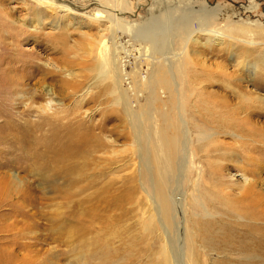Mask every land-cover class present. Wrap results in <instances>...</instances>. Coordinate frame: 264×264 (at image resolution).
Masks as SVG:
<instances>
[{
    "label": "rangeland",
    "instance_id": "374dc122",
    "mask_svg": "<svg viewBox=\"0 0 264 264\" xmlns=\"http://www.w3.org/2000/svg\"><path fill=\"white\" fill-rule=\"evenodd\" d=\"M58 4L69 5L72 10L64 11ZM49 6L55 9L50 10ZM112 7L126 10L118 15L122 21L117 25L107 18L108 13L113 15ZM99 8L101 20H90L88 16ZM155 15L161 19L164 15L171 17L174 30L182 27L184 21L193 30L201 22L202 27L190 36H199L201 41L211 37L213 42L203 47L187 39L186 46L183 41L188 32L181 35L172 27L168 36L150 31L156 40L151 41L149 32L150 40H145L136 29L148 25ZM159 23L166 24L164 20ZM162 42L170 47L167 52L177 54V67H187L181 82L185 84L182 89L186 110L196 117L189 120L190 125L197 121L198 113L201 121L209 120H203L208 109L227 122L236 118L237 123L244 122L243 125L264 133V0H0V47L29 60L30 65L21 71V79L34 69L51 68L49 62L63 69L59 73L62 77L74 74L77 90H67L66 96L56 92L62 104L56 109L60 116L57 119L81 120L93 133H100L105 142L102 150L84 159L55 163L40 150L30 160L29 151L19 152L17 143L5 150L6 140L0 139V264L166 263V234L176 240L179 232L168 231L157 215L153 217L155 204L150 183L143 179L147 173L141 175L140 150L131 128L132 119L143 113L140 109L146 107V98L132 83L126 85L128 76L137 82L138 76L148 75L151 61L147 59H160L155 43L160 46ZM104 56L109 61L117 60L125 93L131 99L130 115L115 100L111 80L98 79L97 61ZM38 76L26 82L30 93L36 89L32 85ZM44 83L53 82L46 79ZM86 90L90 91L87 96L83 94ZM17 94L13 102H4L12 116L21 119L20 111L28 102L26 98L19 100L21 93ZM81 95L85 100L76 104ZM216 104L232 109L219 110ZM150 113L155 116L153 110ZM30 120L36 121V115L31 114ZM247 128L239 125L233 131L238 135L235 139L219 136L233 146L231 151L210 150V159L201 155L195 159V165L200 160L206 171L199 181L198 194L190 193V181L196 176L193 167L184 172L180 192L186 199L174 224L187 225L186 230L196 236L199 232L194 244L197 264H264V243L251 250L258 244L256 240L251 246L259 223L249 209L244 207L238 215L225 212L205 193L211 191L224 202L239 196L244 164L254 152L264 151L261 136H252L245 132ZM206 164L223 168L222 179L216 181ZM255 164V175L264 181V156ZM197 201L205 204L212 218L198 207ZM177 247V252L181 251V246Z\"/></svg>",
    "mask_w": 264,
    "mask_h": 264
},
{
    "label": "bare ground",
    "instance_id": "6f19581e",
    "mask_svg": "<svg viewBox=\"0 0 264 264\" xmlns=\"http://www.w3.org/2000/svg\"><path fill=\"white\" fill-rule=\"evenodd\" d=\"M124 3V7H127L128 3ZM58 6L61 9H64V11L72 10V7L66 4H58ZM99 7L106 8L101 4H99ZM49 9L54 10L55 8L49 6ZM101 9L95 13L96 15H89L88 17L91 16V19H89L94 21L95 19L101 20L99 19L101 18L102 14L100 12ZM123 11L126 10L122 9L121 12L119 9L116 10L115 7H112L113 15L108 13V20L111 23L117 25L122 21L121 17L118 15L123 13ZM104 12L106 13V11ZM156 17L157 16L155 15L154 18L148 22V25L136 29L137 34L141 35L143 39L150 40V31L156 34L160 32L162 33L163 37V34H165V36L167 34L168 36L169 32L171 31V27L173 25L170 24L171 17L168 15H164L162 19L160 17ZM160 20H164L166 24L159 23ZM184 22L182 27L177 26L175 30L174 26L172 28L175 32L179 31V34L183 32L185 35L188 32V38L184 39L183 37L179 36V38L181 37L180 40L183 41L184 39L183 42L184 44L186 43V46L188 41L192 44H198L203 47L206 44H212L213 38L211 37H206L203 41H201L199 36H190L192 33L202 27L201 22H198L199 24L194 30L189 26L190 24L186 23V21ZM157 24L158 26H156ZM148 26L153 27L149 29ZM152 40H156L155 37L152 36L151 41ZM155 47L158 51V54L160 55V59H151L147 57V61H151V70H149L148 75L144 76V78L138 76L137 82L130 79L128 76L129 82L126 85L131 86L132 83L135 86L134 89L138 88L142 94H145L146 98V107L144 109H140L141 112L143 111L142 114L132 119L133 121L131 128L138 141V148L140 150L139 159L140 164L143 165V168L141 169V175L147 173V177H143V179L144 181L147 180L150 183L149 189L155 204L153 209V217L156 218L157 215L156 219H158L161 225L166 226V228L168 227V231H176L177 233L179 232L178 238H176V240H173L170 234H166L168 237L167 240H165V245L163 246V256L166 254L167 257L165 264H174L175 262L177 264H197V258L194 256V244L196 237L197 239L200 237L199 232L196 236L194 232L186 230L187 225L183 226L180 224V226H177L176 223L174 224L175 215L180 214L179 210L181 205H184L183 202L186 199H184L185 196H181L182 192H180L182 181L185 178L184 172L187 169L189 170L193 167L196 176L192 178L193 181L188 180V182H191H189L190 186L192 185V192L190 193L198 194L199 190L197 187L199 186V181L201 180L203 173L206 174V171H204L205 169H203L204 167L201 165H204V163L200 164V160L198 162L199 164L197 166L195 165V159L199 158V155L203 156L204 158H209L210 153L207 151L210 152V150L211 152L218 150H222L223 152L224 150L231 151V148H233V146L220 140V135L224 134L235 139L238 137V135L233 131H237L236 129H239V125H241L246 128L248 127L245 132L249 131V134L252 136H261L260 140L264 144V133H262L261 130L259 131L254 128H250L248 124L243 125L244 122L237 123L236 118L228 117L230 118L228 119L230 122H227V120L222 119L221 116L216 115V112H208V109L205 110V113H209L210 115L208 114V116H206V118L203 120H206L207 118L209 120L201 121V115L198 113L197 121L190 125L189 120H196V117L194 116L195 113L191 115L186 110L185 102L187 99L185 100L183 97L182 89V86L185 84L181 82L182 77L185 75L183 69L187 67L182 69L177 67L175 64V57L177 54L171 51L167 52L170 47L166 46V43L163 44L162 42L160 46L156 45L155 43ZM0 49V139L5 138L6 140L3 149L7 150L14 143H17L20 144L19 152L29 151V159L30 157H34L40 150L42 154H45V157L48 155L51 161L53 160V162L58 163L63 161V159H84L91 153L98 152L104 148L105 142H103L100 133H93L91 128L81 123V120L76 121L67 119L66 117L57 119V117L60 116H57L56 109L62 104L57 99L56 92L61 93V95L63 94L62 96H66L67 90L70 89L72 93H74L78 87L77 84L72 80L74 74L69 73L62 77L59 75V73L63 72V69L53 66V63L49 62L48 65L52 66L51 68H37L38 70L34 69L26 79H21V71H25L26 65H30L28 62L29 60L27 61L23 56L16 55L14 52H9V49L4 50L2 47H0ZM111 54L112 53L109 55L110 57H112ZM112 59L109 61L107 57L104 56L102 60L97 61V69H99L97 71V76L98 79L111 80L110 85L111 87L115 88V100L120 102L124 107L125 113L130 115L129 101L131 99L125 93L126 89L123 86L124 76L118 68L116 63L117 60ZM36 76H38V78L32 85L36 89L30 93L29 84L26 82H30ZM46 79L51 80L53 82L52 85L45 84L44 80ZM225 84L227 83L225 82ZM187 87L188 86H186V88ZM225 87L230 88L228 86ZM18 89L20 90L19 92ZM89 92V90H86L83 94L87 96ZM200 92L202 93V90L199 91V93ZM17 93H21L22 95H19L21 97L18 96L19 100L26 98L28 102L26 107H23L20 111L22 115L21 119L14 118L12 113H10L7 109V104L4 102L7 99L11 101L14 100V96L18 95ZM204 94H206L208 97L211 96L210 92H206ZM85 96L81 97L76 102V104L80 105L83 103ZM217 108L219 110H225L228 108L232 109L231 106L228 107V105L221 104H216V109ZM151 110L155 112V116L153 113H150ZM31 114L36 115V121L30 120ZM189 116L190 119L188 118ZM154 119L156 120V123H151V120ZM213 124L215 126H213ZM44 130L45 133L43 132ZM141 149H143L142 153ZM263 156L264 151L254 152V156L247 162V164H244L240 185L241 190L238 193L239 196H234V198L230 200L228 199V202H224V198H220L217 194L211 191H205V193H209L211 198L219 204L218 207L223 208L225 212L238 215L244 207L249 209L253 219L259 223L258 226L254 228L256 229V233L253 229L255 236L251 246L255 244L256 240H258V244L251 248L252 251L256 248H259L261 243H264V240L261 239L264 238V181L262 178L255 175L254 168L256 166L255 162L262 159ZM214 164L212 167L209 166L210 164H206V170H209L211 172L210 174L213 173V177L216 178V181H219L217 179H222L223 177V168L218 165L214 166ZM13 178L16 179L15 176ZM225 187L229 189V186L225 185ZM198 196L199 195L196 197ZM199 197L202 196L200 195ZM236 198L239 200H236ZM197 204L198 207L200 206L205 212H207L204 206L205 204L199 203L198 201ZM210 215L211 214H208L207 212L206 216L212 218ZM174 243H176V245ZM177 245L178 247L181 246V251L178 249L177 252ZM174 255L177 259H175Z\"/></svg>",
    "mask_w": 264,
    "mask_h": 264
}]
</instances>
